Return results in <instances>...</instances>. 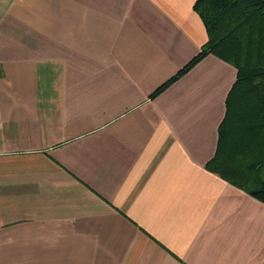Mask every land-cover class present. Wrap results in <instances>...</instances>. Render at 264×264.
I'll use <instances>...</instances> for the list:
<instances>
[{"label": "crops", "instance_id": "0c3cea01", "mask_svg": "<svg viewBox=\"0 0 264 264\" xmlns=\"http://www.w3.org/2000/svg\"><path fill=\"white\" fill-rule=\"evenodd\" d=\"M195 1L0 0V264H264Z\"/></svg>", "mask_w": 264, "mask_h": 264}, {"label": "trees", "instance_id": "16d2710c", "mask_svg": "<svg viewBox=\"0 0 264 264\" xmlns=\"http://www.w3.org/2000/svg\"><path fill=\"white\" fill-rule=\"evenodd\" d=\"M206 30L198 55L155 93L211 53L236 68L215 156L207 167L264 203V0H196Z\"/></svg>", "mask_w": 264, "mask_h": 264}]
</instances>
